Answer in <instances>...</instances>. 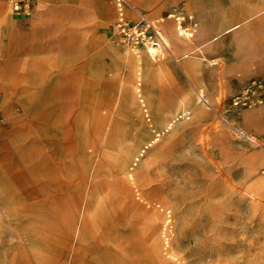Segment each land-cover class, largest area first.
<instances>
[{"label": "rangeland", "instance_id": "obj_1", "mask_svg": "<svg viewBox=\"0 0 264 264\" xmlns=\"http://www.w3.org/2000/svg\"><path fill=\"white\" fill-rule=\"evenodd\" d=\"M50 1L92 8L95 27L82 29L97 43L84 46L82 61L52 57L50 72L27 87H18L17 76L25 74H13L8 61V71L0 72V264H126L121 252L131 264H264V184L258 179L264 178V0H236L240 62L252 63L235 75L237 92L234 83L222 102L215 101L200 64L187 77L186 64L173 61L178 70L168 86L188 113L180 111L174 128L154 131L134 147L123 140L130 130L123 133L120 124L106 158L99 115L113 111L118 100L121 80L110 62L122 53L121 42L146 35L157 44L147 16L166 21L172 14L187 32L189 15L210 10L212 2L115 0L136 16L105 20L91 0ZM29 2L27 15L0 0L4 37L2 9L28 18ZM189 79L207 105L198 102ZM154 104L167 117L166 95ZM251 109L261 114L259 128L243 118ZM139 116L132 123L140 125ZM125 122L129 128V118ZM243 130L255 133L258 143Z\"/></svg>", "mask_w": 264, "mask_h": 264}, {"label": "bare ground", "instance_id": "obj_2", "mask_svg": "<svg viewBox=\"0 0 264 264\" xmlns=\"http://www.w3.org/2000/svg\"><path fill=\"white\" fill-rule=\"evenodd\" d=\"M175 1L178 4L179 0ZM210 1L212 2L211 7H209L210 10L189 15L195 23L194 32H196L199 38L203 39L204 42L199 48L192 49V47H188L187 50H184L179 55L176 54V51L172 52L168 48L175 46L173 38L177 33L174 24L167 23V20L170 19L173 22V15L171 14L170 18L166 21L163 19L157 20L153 17L152 25L144 14L136 11L138 17L143 16L149 26L151 27L152 25L155 28L153 30L157 35L156 45L158 47L154 44H147L146 35H142L138 40L135 38L129 40L125 39V43L121 42L123 48L122 53L116 54L110 62V66L114 71L113 77L117 81H121L118 83V100L115 103L113 111L99 115V127L102 128L100 135L101 155L103 157L106 158L108 156L111 139L120 124L123 126V133L128 132L126 129L130 130V133L124 134L123 140L128 142L127 145L131 147H134L139 141H147V136L150 135V133L152 134L154 131H162L171 127V123H168L169 125H167V127L164 123H161L163 112L159 111V109L157 110L153 102V83L155 81L153 58L160 50H166L167 52L170 50V53L175 56L176 62L183 61L184 64H186L187 72L185 70L184 72L187 76L191 69H194L197 65L199 67L200 64L203 67L206 79L209 81V96L218 102L224 100L223 91H231L232 76L242 74L243 71H246L248 66L252 64L251 62L247 64L240 62L238 41L240 39L239 33L242 31V21L236 3L238 0H209V2ZM228 4L231 5L227 6ZM250 16L251 15H248V18H250ZM1 17L2 20L13 18L12 16H7L3 9ZM263 19L264 18H262V20ZM243 23L246 25L249 24L246 18ZM263 40H260V44ZM129 96L133 98L132 101L128 98ZM196 98L199 102L200 99H198V97ZM236 99L240 98L237 97ZM259 101L261 100L251 103L249 107L255 105ZM238 103L239 100H236L234 104ZM171 104L172 108L167 112L170 113L171 116H175L178 114L181 105L176 104V106H174V103ZM213 110L217 112L216 108H213ZM181 113H188L187 108L185 107ZM134 115H140V125L132 123V120L137 119ZM242 115L244 119L250 120L255 128H259L261 125V123H259L261 114L258 110L251 109L249 112ZM128 118L131 121L129 128L127 122L124 123L125 125L122 123ZM242 133L247 139L258 143L253 139L255 133L247 130H243ZM121 164L123 165V163L117 162L116 166L119 167ZM261 173H264V170H261ZM258 179L261 184H264V178L258 177ZM97 204H95L94 210H96L100 203L97 202ZM89 221H91V219ZM92 227L94 226L92 225ZM135 232L136 239L143 245V235L137 231ZM127 263L128 262H126V264Z\"/></svg>", "mask_w": 264, "mask_h": 264}, {"label": "crops", "instance_id": "obj_3", "mask_svg": "<svg viewBox=\"0 0 264 264\" xmlns=\"http://www.w3.org/2000/svg\"><path fill=\"white\" fill-rule=\"evenodd\" d=\"M91 2H94V7H97V15L99 17H101V15L103 17L106 16L105 20L113 17L122 19L123 14L127 15L129 18L136 16L132 11L119 5L115 0H106L105 4H102L101 0H91ZM94 13V10L92 8L90 9L89 6L83 7L74 4L66 5L64 3H55L50 0H34L30 17L6 18L4 21V25L8 28V32L5 37L4 34L0 33V72L3 73L4 71H8L7 69H3V66L9 62V66L11 67L10 71L13 74H25L17 76L18 87L19 85L20 87H27L25 83L30 84L34 81H41L43 74L50 72L52 57H71L72 60L82 61L84 46L87 45V48H89L97 43L93 34L89 36L87 35V32L85 35L83 34L84 30L82 29L84 27L83 24H88L85 25L87 30L95 27L97 17ZM147 18L152 20L148 16ZM175 20L176 19H174L173 22L171 19L167 20V23L174 24L177 31L173 38L175 46L168 48L172 52L176 51L177 55L184 50H187L188 47H192V49L199 48L204 40L200 39L197 33L194 32L192 19L190 18V20H188L191 28L187 30V32H182L181 28H178L177 26L179 22ZM180 22L183 23L182 20ZM20 24L23 25L24 28L19 27ZM68 25H76L78 28L76 29L75 27V31H72L74 28L68 30ZM146 43L156 45V43H151V41H148L147 39ZM95 46H97V44ZM170 50L169 52L166 50H160L161 57L164 58L166 56L165 54L168 56V60L165 62L160 61L162 58H158V54L153 58L155 74V81L153 83V102L158 101L159 98L166 95V103L170 106L167 111L171 110V103L173 102L174 106H176V104L181 105L178 110L179 114L180 111L182 112L185 108V105L184 100H180L174 96L168 86V78L178 70L173 64L175 56L170 53ZM35 74H37V77H35ZM238 78L239 77L237 76H232V86L234 83L236 84V87L233 86L234 89H231L232 93H236L238 87L241 86ZM189 81L192 83L190 79ZM243 81L246 82V78H244ZM161 83L166 87L164 90L161 88ZM193 88V90L197 92L196 97L200 99L199 102H204L203 104L207 105L206 98L203 96L202 92H200L194 84ZM128 98L130 101L133 100L130 96ZM178 114L171 116L169 113L167 117L162 116L161 123H164L165 126L169 125L168 123H171V127L173 126L174 128L178 122ZM7 115L8 118L13 119L9 113H7ZM169 129L170 127L167 128L166 131L168 132ZM1 133L2 132L0 131V134ZM121 253L125 256L126 260L133 261L129 259L131 257H128L126 253ZM130 261H128L127 264H131Z\"/></svg>", "mask_w": 264, "mask_h": 264}, {"label": "built area", "instance_id": "obj_4", "mask_svg": "<svg viewBox=\"0 0 264 264\" xmlns=\"http://www.w3.org/2000/svg\"><path fill=\"white\" fill-rule=\"evenodd\" d=\"M29 1L30 0H8V4L12 12L16 14L23 12L29 15L30 14V2Z\"/></svg>", "mask_w": 264, "mask_h": 264}]
</instances>
